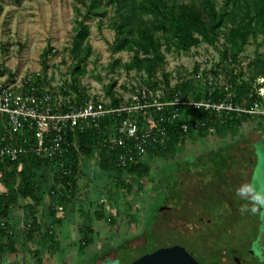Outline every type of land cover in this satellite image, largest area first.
Here are the masks:
<instances>
[{
  "label": "rangeland",
  "instance_id": "rangeland-1",
  "mask_svg": "<svg viewBox=\"0 0 264 264\" xmlns=\"http://www.w3.org/2000/svg\"><path fill=\"white\" fill-rule=\"evenodd\" d=\"M237 1L240 6L235 9L231 5L229 11L235 12L231 18L240 22L245 0ZM167 2L200 7L199 0ZM215 3L221 11L225 0H215ZM80 22L89 28L88 38L82 44L84 49L91 50L86 58L85 51L80 57L75 55ZM118 24L113 0H98L96 4L94 0H0V82L22 79L32 72L37 79L44 77L56 90L68 88L72 83L70 71L80 66L86 73L80 77L79 86L89 98L110 102L107 92L114 84L116 97L128 101L132 95L128 86L144 85L148 78L136 71L127 73L125 66L131 63L133 51L115 52L120 45L117 44ZM157 37L166 62L155 79L165 90L181 85L190 100L199 94L204 96L206 91L230 88V80L235 76L238 87L245 85L250 89L249 65L264 55L262 34L251 38L237 65L223 60V40L201 43L185 53L174 47L168 50L166 38L161 34ZM117 61L119 64L115 67ZM256 85L263 88L259 90L257 86L264 99V82L258 81ZM248 93L250 96L254 92ZM239 143L242 144L234 150ZM146 161L151 168L148 175L123 178L132 183L131 193L113 183L114 175L111 176L114 190H106L104 185L109 179L101 173L97 175L99 169L92 162V182L88 179L83 180L87 184L80 182L78 198L83 201L86 193L95 201L111 197L107 211L115 215L114 223L94 222L98 237L86 253H81L80 240L70 244L71 240L63 239L56 250L57 264H67L69 260L74 264H124L156 248L174 245L185 247L203 264H234L235 257L251 264H264V121L257 122L254 129L253 123L246 121L240 129L227 133L195 135L175 146L167 157H146L143 162ZM165 165L168 166L159 179ZM163 180L177 183V192L170 193L172 186L161 188L159 181ZM91 187L93 191L89 190ZM155 197L157 202L149 218L147 205ZM89 203L83 204L86 213L97 209V204L91 208ZM116 203L123 207L120 214ZM158 214L152 231L153 217ZM83 221L85 217L78 215L75 236L79 235ZM57 230L63 231L61 226ZM119 230L127 232L119 235ZM97 251L101 255L91 261L87 256Z\"/></svg>",
  "mask_w": 264,
  "mask_h": 264
},
{
  "label": "trees",
  "instance_id": "trees-1",
  "mask_svg": "<svg viewBox=\"0 0 264 264\" xmlns=\"http://www.w3.org/2000/svg\"><path fill=\"white\" fill-rule=\"evenodd\" d=\"M98 0H94L96 4ZM168 0H113L119 16L117 44L119 47L115 52L122 50L133 51L134 56L129 65H126V71L130 74L132 71L146 74L148 82L144 85L149 89L156 91L159 88L158 80L155 75L160 68L165 65V55L161 52L162 43L157 34L166 38L168 50L172 47L177 51L188 53L193 47L201 43L214 44L221 40L224 41L223 60L233 64H240L239 55L245 51L250 44L253 36L264 35V0H245V6L241 8L244 15L240 22H236L231 17L229 11L231 5L237 9L240 2L237 0H225L221 11L217 10L215 0H199L200 7L189 4L168 3ZM230 24H232L230 26ZM79 32L75 45V55L81 56L85 51V57L90 56V48H83L82 44L88 38L89 28L82 22L79 23ZM84 61V59H81ZM119 64L116 62L115 67ZM220 66V65H218ZM250 89L243 85L238 87L237 76L230 80V88L223 87L222 90H215L210 95L206 91L205 95H197L192 100H200L202 97L211 98L214 102L229 100L234 106L249 108L256 103L262 104V98L259 96L256 85L259 79L264 78V55H259L250 63ZM85 71L77 66L70 71L72 83L68 88L62 87V94L71 99V102H77L82 105L90 98L79 86V79L85 75ZM37 83L49 85V82L39 78ZM168 84V83H167ZM214 87L213 83L211 84ZM115 85L112 84L108 89V96L113 108H119L123 100L117 98L114 93ZM127 90V88H125ZM166 95L161 101L170 100L176 93L185 98V90L181 85L166 90ZM234 91V94L231 95ZM249 91L254 92L249 96ZM171 109L163 112H157L155 109L149 111L146 117H141V123L146 127H153L157 124L163 125L167 130V143L161 147H151L147 157L162 156L167 157L173 148L187 138H194L203 133H221L240 129L246 121L253 123V129L257 122L264 121V116L239 114L237 112L224 111L221 114L205 110H196L193 108H183L178 120L170 121ZM125 117V116H124ZM116 115L107 117L100 123V127H88L85 131L79 132L76 137L71 135L70 141L77 143L78 149H72L67 156L66 167L70 170L69 175L60 172L56 161L29 155L16 164L4 167L5 177L3 179V190L0 191V260L5 254L13 253L14 243L17 237V227L14 221L18 218L20 212L23 213L25 236L30 240L38 233L44 232L46 236H51V227L42 228L44 223L42 216L39 217V208H46V217L55 224H62L66 220V212L72 205L84 208L83 203L75 201L78 192L79 181L85 179L91 174L92 162L97 165L98 171L102 177L110 178L114 175L113 183L133 192V185L125 181L124 176L143 177L151 172L149 163L140 162L123 169L119 167L118 156L120 149H111L104 145L103 140L114 133L115 128L122 118ZM165 119L162 123L160 118ZM200 122L204 125L199 129L191 128L187 133L181 128L183 123ZM241 136H245L241 134ZM232 142V141H231ZM229 142V143H231ZM242 143H239L234 150L238 149ZM241 151V150H239ZM179 158V157H177ZM170 165V164H168ZM165 165L159 172V179L165 172ZM187 170V169H181ZM189 170V169H188ZM97 171V172H98ZM112 174V175H111ZM168 180V177H166ZM169 181V180H168ZM161 188L168 189L170 193H176L178 184L159 181ZM174 189L175 191H171ZM169 193V194H170ZM169 196L162 201L164 205ZM156 197L147 205V217L149 212L155 208ZM91 204V202L89 203ZM105 203L98 205L100 209L95 212L98 220H109L114 223V217L107 215L104 209ZM62 206L65 211L59 212L57 207ZM63 213H65L63 217ZM62 215V216H60ZM60 216V217H59ZM147 217H144V219ZM151 215L149 216V218ZM159 214L154 216L152 222V231L158 221ZM44 226V225H43ZM81 252H85L95 243L94 229L88 225L83 230V237L80 240ZM160 248H156L158 250ZM155 250V251H156ZM192 254V253H191ZM100 252L92 253L91 261H96ZM125 262L124 264H130ZM199 261V259H198ZM38 264L41 259H38ZM201 262V261H200ZM201 264H203L201 262ZM207 264V263H206ZM209 264V263H208Z\"/></svg>",
  "mask_w": 264,
  "mask_h": 264
},
{
  "label": "built area",
  "instance_id": "built-area-1",
  "mask_svg": "<svg viewBox=\"0 0 264 264\" xmlns=\"http://www.w3.org/2000/svg\"><path fill=\"white\" fill-rule=\"evenodd\" d=\"M38 78V77H37ZM32 72L22 79L10 78L0 82V187L3 188L4 167L18 163L29 155L47 158L57 162L64 175L71 172L66 167L67 156L72 149L77 150L71 135L85 131L88 127H100L107 117H124L113 134L104 139V145L111 149H120L119 167L126 169L143 162L151 147L165 146L167 130L157 124L146 127L140 118L146 117L150 110L163 112L171 109L170 121L178 120L185 107L196 110L216 112L218 114L237 112L239 114L264 116V99L249 108L234 106L228 99L214 102L211 98L190 100L176 93L170 100L161 101L166 95L164 87L159 85L156 91L145 85L128 86L132 92L128 101H123L119 108H113L111 101L104 98L90 99L80 105L65 97L61 88L58 90L46 84H38ZM42 80L44 77H39ZM264 82V78L259 81ZM212 83H210L211 85ZM261 84V83H260ZM263 88L260 87L259 90ZM210 95L214 91H210ZM259 93V92H258ZM260 94V93H259ZM118 98H122L118 96ZM163 123L164 117L160 118ZM203 123H183L181 128L188 132L191 128L199 129ZM3 190V189H2ZM0 190V191H2ZM63 212L62 206L57 207ZM50 234H53L51 229Z\"/></svg>",
  "mask_w": 264,
  "mask_h": 264
},
{
  "label": "crops",
  "instance_id": "crops-1",
  "mask_svg": "<svg viewBox=\"0 0 264 264\" xmlns=\"http://www.w3.org/2000/svg\"><path fill=\"white\" fill-rule=\"evenodd\" d=\"M91 173H92V168H91ZM90 175V174H89ZM112 175V174H111ZM88 179V182H92V179L90 176L86 177L85 180ZM108 182L107 185H104V188L107 190V188L111 191L114 190V185L111 182V177L108 178ZM84 179L79 181L78 184V192H77V197L75 199V201H79L80 203L84 202H88L90 201L92 204L91 208H94L95 204L97 209L99 210L100 207L98 205H100L101 203H105L104 205V209L107 213V215L109 216H115L113 213H108L107 211V204L109 200H112L111 197H104L103 199H99L98 200H94L91 197H89L90 193H86L85 197L83 198V201L81 200L82 198H78L79 196V190L80 189V182L83 181ZM90 180V181H89ZM90 182V183H91ZM83 183H86V181H83ZM89 186V185H87ZM91 191H93L92 187L89 189ZM111 196V195H110ZM94 204V205H93ZM93 205V206H92ZM84 206V205H83ZM115 206L118 208V212L120 214V210L123 208L121 205H119V203H116ZM84 209V208H83ZM81 210L80 204L78 206H74L72 205L71 208L69 209V212H66V220L65 222H63L62 224H55L53 222H51V220H49L48 217H46L47 214V210L46 208H39V217L42 216L41 218H43L44 223H42V228L45 229H49V227L52 228L53 230V235L51 236H46L44 234V232L41 233H37L32 240H30L29 238H27L25 236V233L23 232V228H24V219H21V217L23 218V213L20 212L18 215V218L14 221V223L16 224L17 227V239L16 242L14 243V252L13 253H9V254H5L3 255V257L0 260V264H38V259H41V262H39V264H57L58 262L56 261V250L58 247H60V245L62 244V240L63 239H69L71 241H69L70 244H75V242L77 240H81L82 236H83V230L85 228V226L90 225L93 229H94V238L97 236L98 237V233L95 230V227L93 226L94 222L96 223H100L102 221H106L104 220H98L95 216V212L97 211V209L95 208V210L89 211L88 213H86L85 210ZM91 213H93V216H91ZM65 213H63V217ZM60 215V216H62ZM78 215H83L85 217V221H83L82 224V228H80L81 226L79 225V235L75 236V226L76 224H78ZM59 216V217H60ZM144 220V219H143ZM61 226L62 227V232L60 230H57V228ZM65 227V229H64ZM140 227H138L139 230ZM138 230L136 232V234H138ZM141 230V228H140ZM59 231V232H58ZM114 232V231H113ZM126 230H119L118 233L119 235H125L126 234ZM134 233V231H132ZM115 233V232H114ZM82 234V236H80ZM80 236V237H79ZM139 237V235H137L135 238ZM89 249V248H88ZM87 249V250H88ZM86 250V251H87ZM86 251L84 253H86ZM100 251V250H99ZM82 253V252H81ZM92 254H90L87 257H91ZM69 260V259H67ZM87 260V259H86ZM69 263L74 264L73 260H69ZM67 262V264H68ZM81 261H79L78 263H80Z\"/></svg>",
  "mask_w": 264,
  "mask_h": 264
},
{
  "label": "water",
  "instance_id": "water-1",
  "mask_svg": "<svg viewBox=\"0 0 264 264\" xmlns=\"http://www.w3.org/2000/svg\"><path fill=\"white\" fill-rule=\"evenodd\" d=\"M166 209V208H165ZM168 209V208H167ZM235 264H241L239 257L234 258ZM130 264H201L187 249L181 245L160 248L145 254Z\"/></svg>",
  "mask_w": 264,
  "mask_h": 264
},
{
  "label": "flooded vegetation",
  "instance_id": "flooded-vegetation-1",
  "mask_svg": "<svg viewBox=\"0 0 264 264\" xmlns=\"http://www.w3.org/2000/svg\"><path fill=\"white\" fill-rule=\"evenodd\" d=\"M240 259H241V264H251L250 262L246 261L243 258H240ZM234 264H235V262H234Z\"/></svg>",
  "mask_w": 264,
  "mask_h": 264
}]
</instances>
